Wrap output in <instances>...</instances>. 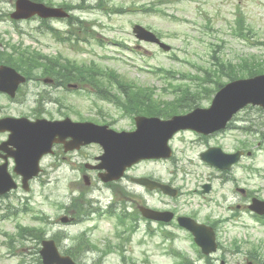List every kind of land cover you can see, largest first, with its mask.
Returning <instances> with one entry per match:
<instances>
[{"label": "rangeland", "instance_id": "obj_1", "mask_svg": "<svg viewBox=\"0 0 264 264\" xmlns=\"http://www.w3.org/2000/svg\"><path fill=\"white\" fill-rule=\"evenodd\" d=\"M15 1L0 0V49L6 47V42H23L25 46L43 54H62L78 62L96 61L104 70L109 66L141 85L155 87L158 97L174 98L173 94L167 95L163 90L165 86H169L168 80L164 81L152 75L148 70L150 64L142 63L143 67H139L136 60L127 65L121 60L105 57L117 49L123 48L125 52L129 49L128 46L135 45L136 37L132 34L134 22L150 25L159 31L172 46L177 57L175 60L171 54L161 52L156 44L144 43L143 45L154 49L151 63L172 68L176 72L175 81L184 86L190 85L194 90L197 82L190 79L189 75L203 77L206 74L204 70L213 67V58L220 62H238L242 57L254 55L264 59V0H104L106 8L120 5L135 9L122 14L108 13L99 8L97 5L100 0H52L57 6L70 2L74 6L71 12L85 20L82 26L75 24L74 27L85 33L88 31L90 42L80 41L76 47L72 45L76 39L74 36L71 42L55 40L38 17L13 21L10 13L15 10ZM145 6L158 11L143 12ZM241 17H245L243 29L246 38L238 37L232 32ZM69 18L52 19L47 23L61 29L63 35H68L67 31L71 30L67 25ZM247 25L250 27L247 28ZM93 34L96 38L100 37L104 45L92 38ZM116 39L120 40V44L115 42ZM80 47L89 52L80 51ZM210 79H213L212 74L208 77ZM223 79L228 80L227 77ZM37 85L36 82L26 85L22 91L28 93L27 99L23 103L7 104V112H28L35 105L38 93L45 88L52 91L53 96H68L71 107L65 110L74 120L80 114L88 118L111 121L114 116L117 119L122 115L117 106L98 96L88 84L84 90L70 92L55 89L44 82L39 83V88ZM211 99H202L200 107H209ZM47 106L49 116H58L61 113L60 107L54 103ZM183 108L186 111L182 113L193 109H189V106ZM258 108L241 111L231 128L206 141L201 140L189 146L188 142L194 140L195 135L191 131L178 134L173 140L174 158L163 161L145 160L129 171L132 176L146 175L164 181L172 180L183 192L175 200L159 191H149L126 178L122 184L119 183L130 192L124 193L121 188L114 191L104 185L97 172L90 170L86 173L90 175L91 183L86 184L84 174L79 168L86 161L94 163L95 156L101 154L102 149L96 144L86 147L79 154H73V164L61 163L60 166L53 167L52 159L47 158L42 174L31 180L30 190L19 187L8 197H0V264H43L39 254L41 242L34 238H20L18 224L38 225L45 230L44 237H52L61 232L62 236L57 244L64 253L76 245L78 236L85 233L88 242L83 244L84 251H79L75 257L81 264H180L182 258L177 253L178 256H175L172 249L182 251L196 264H207L206 257L200 256L184 230H176V237L172 240L164 237L165 231L170 229L160 230L156 223L149 228L146 220L141 218L137 230L130 234L126 227L118 225L116 217L92 214L96 209L94 207H100V203L106 207L111 202L116 204L114 209L117 212L127 214H138V206L146 202L155 208L172 207L185 214L197 212L198 220L207 223L210 220L228 218L218 228L221 249L213 256L215 264H220L222 256L227 264H245L254 245L259 249V261L254 264H264V225L247 207H238L239 204L246 205L248 202L242 192L237 190L238 187H243L249 193L264 198V110ZM117 126L128 128L132 125L129 119H119ZM244 129L251 130L252 133H247ZM244 140L250 144L254 156L242 159L229 173H222L200 158V153L209 146H221L225 151L232 152ZM206 182H211L213 188L209 193L201 194L202 185ZM82 190L93 201L90 206L85 200L82 201L92 210L91 217L84 216L72 223L61 221L63 215H73L66 206L71 205L73 197L78 196ZM7 211L16 213L5 217ZM233 211L235 217H231ZM41 214L46 220L35 218ZM126 222V226L132 222L128 216ZM117 231L125 232L123 241L117 237ZM108 243L111 244L107 246ZM106 248L108 252H102Z\"/></svg>", "mask_w": 264, "mask_h": 264}, {"label": "water", "instance_id": "obj_2", "mask_svg": "<svg viewBox=\"0 0 264 264\" xmlns=\"http://www.w3.org/2000/svg\"><path fill=\"white\" fill-rule=\"evenodd\" d=\"M38 13L43 17L64 15L56 8H50L41 3L29 0H18L17 11L13 13L15 18H28ZM16 72L8 67L0 68V82L14 77L17 82L24 80ZM10 90V87H0ZM248 103L259 104L264 107V75L255 78L235 81L224 87L216 96L214 103L209 109H197L194 113L172 121H161L158 118L141 120L138 133L126 134L124 139L127 144L122 145L114 134H107L104 128L93 123H75L69 118L64 121L41 120L36 124L22 122L20 120H6L2 129L13 132L9 143L15 144L17 150L12 152L16 157V171L23 175L25 186L28 179L38 174V166L41 156L50 150V146L57 135L60 140L71 136L74 138L69 149L80 147L82 143L93 140L102 141L105 145V153L101 157L99 168H105L107 173L101 174L104 181L108 182L119 178L125 168L132 164L138 157L146 155L151 144L166 143L167 140L180 128L191 127L204 133H210L225 127L226 123L240 108ZM25 123V124H22ZM220 152V151H218ZM240 153L234 155H223L224 159L219 163L220 167L228 168L239 159ZM150 187L161 186L159 183H151L147 179L140 180ZM17 187L11 174L7 170V164L0 166V194H4L12 188ZM209 188H207L208 190ZM251 208L259 213H264V201L254 199ZM148 217H157L158 212L142 208ZM65 221L67 219H64ZM196 235L197 242L203 247L205 253L216 250L214 232L205 225L197 224L191 219L183 223ZM44 249L41 251L46 264H77L68 255H62L54 241H45Z\"/></svg>", "mask_w": 264, "mask_h": 264}, {"label": "trees", "instance_id": "obj_3", "mask_svg": "<svg viewBox=\"0 0 264 264\" xmlns=\"http://www.w3.org/2000/svg\"><path fill=\"white\" fill-rule=\"evenodd\" d=\"M15 51H17L15 49ZM6 59H8L10 61V63L14 64L15 66L21 68V69H26L27 68V64L25 63V61H29V60H32V61H36V58L32 55V57H13L12 54H10V56H6ZM245 59V58H244ZM73 65V66H72ZM72 68H78V70H76L77 74L78 73H81V74H88L89 76H92L94 74V70L95 68H87V67H75L76 65L72 64ZM232 66H234L232 64ZM222 66L221 67H217V72L216 74L217 75H220L218 72H222ZM74 71V70H73ZM264 71V64L261 62V61H258L253 63L251 66L249 65L248 63V60H245L241 63V67L239 68H233L232 71L228 74L230 76V78H235V77H238V76H251V75H254L256 73H260V72H263ZM71 72V70H70ZM225 73V72H223ZM215 83L217 84V86H221L223 85V82H222V78L220 79H217L215 80ZM206 90V93L207 94H210L213 89L211 88H205ZM127 98H124V100H126V105L129 106V107H135L136 106L138 107V109H134V110H139L140 113H143V114H148V115H167L169 113H175L178 111V109L180 107L183 106V103L184 102H189L191 100V98H196L195 100H198L197 96L195 94L191 95V96H187V92H184L182 94V96L180 97V102L178 103H175V104H172L171 106H168V107H161L158 103H153V104H146V103H150V102H147L146 103H142L141 104V100L140 98L136 97L138 95H140L139 93H136L132 90V87H128L126 89H124L123 91ZM136 95V96H135ZM161 113V114H160ZM39 231L40 229H35L34 231L32 230L31 232L29 231V234H32L33 236L36 235L37 238L41 239L42 238V235L40 233L39 235ZM56 237V236H55ZM59 237H61V235H59ZM85 234H82L79 239H78V243L79 244H76L74 245L70 251H68L71 255L75 256L79 251L82 250V244L84 243L85 241ZM95 246V245H94Z\"/></svg>", "mask_w": 264, "mask_h": 264}]
</instances>
